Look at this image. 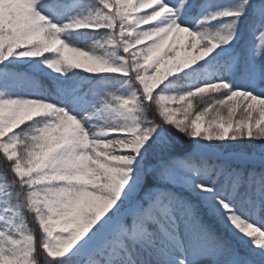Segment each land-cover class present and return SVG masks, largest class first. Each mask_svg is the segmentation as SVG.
Wrapping results in <instances>:
<instances>
[{
	"label": "snow or ice",
	"instance_id": "obj_1",
	"mask_svg": "<svg viewBox=\"0 0 264 264\" xmlns=\"http://www.w3.org/2000/svg\"><path fill=\"white\" fill-rule=\"evenodd\" d=\"M0 160V264H264V0H0Z\"/></svg>",
	"mask_w": 264,
	"mask_h": 264
},
{
	"label": "trees",
	"instance_id": "obj_2",
	"mask_svg": "<svg viewBox=\"0 0 264 264\" xmlns=\"http://www.w3.org/2000/svg\"><path fill=\"white\" fill-rule=\"evenodd\" d=\"M6 166H7V165L4 164L3 160H0V168H1V170H2L3 168H5ZM30 226H33V225H30Z\"/></svg>",
	"mask_w": 264,
	"mask_h": 264
},
{
	"label": "rangeland",
	"instance_id": "obj_3",
	"mask_svg": "<svg viewBox=\"0 0 264 264\" xmlns=\"http://www.w3.org/2000/svg\"><path fill=\"white\" fill-rule=\"evenodd\" d=\"M0 170H1V168H0ZM32 227H36L35 225H33Z\"/></svg>",
	"mask_w": 264,
	"mask_h": 264
}]
</instances>
